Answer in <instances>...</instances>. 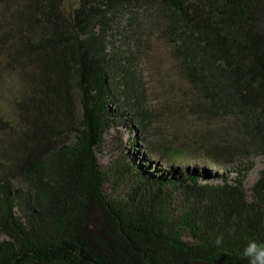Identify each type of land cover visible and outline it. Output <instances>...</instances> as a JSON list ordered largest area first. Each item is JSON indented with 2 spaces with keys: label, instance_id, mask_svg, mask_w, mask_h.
<instances>
[{
  "label": "trees",
  "instance_id": "16d2710c",
  "mask_svg": "<svg viewBox=\"0 0 264 264\" xmlns=\"http://www.w3.org/2000/svg\"><path fill=\"white\" fill-rule=\"evenodd\" d=\"M153 28L217 127L192 143L154 140L135 70ZM0 94V264H247L264 242V169L244 187L264 157V0H0ZM125 123L175 168L135 162L136 135L100 166Z\"/></svg>",
  "mask_w": 264,
  "mask_h": 264
},
{
  "label": "rangeland",
  "instance_id": "374dc122",
  "mask_svg": "<svg viewBox=\"0 0 264 264\" xmlns=\"http://www.w3.org/2000/svg\"><path fill=\"white\" fill-rule=\"evenodd\" d=\"M145 36L144 53L138 57L135 70L143 83L147 106L158 114V119H161L156 124L159 136H154L155 142L180 146L192 143L194 136L217 129L215 124L197 120L188 109L192 103L191 92L179 73L177 62L171 54V47L160 38L158 30L153 28L149 35ZM7 86L15 91L20 89L16 78L8 80ZM1 104L11 108L9 100L0 94ZM134 131L136 130L129 123L119 125L115 131H111L106 136L105 148L97 153L99 165L105 166L115 154L122 156V152L129 151L131 139L136 135L138 142L135 146L139 148L130 150V154H135L137 158L135 162L146 158L149 165H145L150 166L151 171L163 173L175 168L172 164L146 154L145 149H141L142 134ZM252 162L253 168L244 180L245 189L251 187L259 171L264 169V157H254Z\"/></svg>",
  "mask_w": 264,
  "mask_h": 264
},
{
  "label": "clouds",
  "instance_id": "9594fccd",
  "mask_svg": "<svg viewBox=\"0 0 264 264\" xmlns=\"http://www.w3.org/2000/svg\"><path fill=\"white\" fill-rule=\"evenodd\" d=\"M223 235H217L214 245L220 247L223 244ZM239 256L247 261V264H264V242L249 239L240 250Z\"/></svg>",
  "mask_w": 264,
  "mask_h": 264
}]
</instances>
